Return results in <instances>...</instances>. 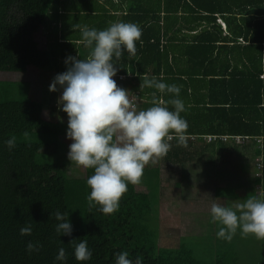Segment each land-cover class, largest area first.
I'll return each instance as SVG.
<instances>
[{
    "label": "trees",
    "instance_id": "16d2710c",
    "mask_svg": "<svg viewBox=\"0 0 264 264\" xmlns=\"http://www.w3.org/2000/svg\"><path fill=\"white\" fill-rule=\"evenodd\" d=\"M127 1L130 11L117 19L107 8L115 7L112 0H0V72H64L66 57L87 56L74 25L97 23L100 27L93 28L103 30L118 20L134 22L142 36L135 55L124 52L114 60L116 78L135 83L129 88L135 89L140 110L173 98L140 86L146 76L180 86L186 109L181 117L188 124L187 146L174 137L160 162L180 168L204 154L251 147L255 138H263L256 154L264 160V0ZM97 7L95 15L84 13ZM30 88L0 82V264H54L59 247L66 250L67 264H78L69 243L82 238L93 253L85 264H114L121 251L133 260L142 256L143 264H225L230 252L216 236L218 226L209 237L212 262L197 258L183 239L176 247H160L159 198L153 195L159 172L150 163L143 185H128L118 211L104 215L90 208L86 180L92 170L68 178L66 164L60 163L67 123L45 120L44 103ZM11 135L17 143L9 151L4 141ZM57 209L69 213L70 237L55 234L50 213ZM32 221V235L21 237L20 227ZM29 240L42 245L39 252L25 251ZM259 264H264V243Z\"/></svg>",
    "mask_w": 264,
    "mask_h": 264
},
{
    "label": "clouds",
    "instance_id": "9594fccd",
    "mask_svg": "<svg viewBox=\"0 0 264 264\" xmlns=\"http://www.w3.org/2000/svg\"><path fill=\"white\" fill-rule=\"evenodd\" d=\"M80 31V43L89 53L86 58L66 57V71L57 74L49 85V92L61 95L58 109L67 116L65 137L72 141L67 152L70 164L91 169L86 180L89 189L87 202L104 215L118 211L120 200L128 185L140 182L144 168L149 163L167 154L174 137L179 146H187L185 133L187 121L181 117L185 104L179 98L181 87L166 84L156 77L144 78L142 87L155 89L161 94L171 95L167 102L154 100L153 106L138 109L136 97L117 86L113 79L117 65L124 52L135 55L136 42L140 41L142 29L137 23L117 21L103 29L76 25ZM155 95V93H153ZM168 105L172 106L170 110ZM16 137L11 135L4 146L16 147ZM212 199V198H211ZM215 201L216 199H212ZM54 218L55 234L70 237L72 225L69 213L57 209L50 213ZM210 222L219 224L217 238L231 241L237 230L242 235H253L264 239V198H247L231 206L213 202L210 206ZM34 222L20 227L21 237L31 236ZM70 241L73 257L78 264L92 259V250L85 238ZM42 245L29 240L25 251L39 252ZM128 251L114 254V264H143V257L129 258ZM67 253L59 247L54 264H67Z\"/></svg>",
    "mask_w": 264,
    "mask_h": 264
},
{
    "label": "crops",
    "instance_id": "0c3cea01",
    "mask_svg": "<svg viewBox=\"0 0 264 264\" xmlns=\"http://www.w3.org/2000/svg\"><path fill=\"white\" fill-rule=\"evenodd\" d=\"M120 1L112 0L115 7H107L109 13H112L117 19L130 11L129 2L127 0L126 2H123V0L122 2ZM137 9L139 10L141 8L139 7ZM92 12L99 13L98 7L94 10H90V12L84 13ZM92 14L95 15V13ZM76 25L84 26L86 24L84 22H79ZM76 25H74L73 28H75ZM93 25L98 28L100 27L97 23H91L92 28ZM221 25L224 28V24L221 23ZM49 26L52 27V23L49 22L48 27ZM91 26L88 27L90 28ZM82 53L88 55L89 49H85L84 47ZM60 73L62 72H58L57 74ZM119 77H122L123 80L116 78V76L113 77L117 86L122 88L121 84H125L126 88L130 91L131 88L129 87L133 84L131 78H126L125 76ZM253 141L255 144L251 147L243 146L238 149L234 146L233 148L235 150H230L229 152H225L226 150H224L217 155L204 154L205 156H203L201 160L198 159L188 163L191 164L188 168L191 172H189L190 174L188 178L191 183H189L191 190L189 194L184 197L187 198V202H185V209L188 214V222L202 223V230L206 229L208 226L210 234L214 236L213 232L215 234L216 227H220V225L210 222V206L213 202L221 204L222 206H231L239 200L252 197L262 198L264 193V160L262 159V155H257L256 152L261 151L263 138H255ZM211 156H213V161L211 160ZM170 168L173 170L174 166H170ZM158 172V175L162 173L159 166ZM192 175L194 176L192 177ZM196 175H198V179L196 178ZM177 185L178 183L172 186L173 189L176 188ZM199 190L202 192H198ZM211 198L216 200L213 201ZM179 202L180 207H182V205H184L183 200ZM156 207L157 221L160 224V228L158 230L160 235L159 244L160 247H163L162 242L165 237L161 235V232H163L162 229H164V226H166L165 228L171 229L170 231L181 229V227L174 222L177 217L181 215V209L176 208L175 198L170 200H162V198L160 200L158 199ZM184 228H186V226H184ZM238 231L239 229L231 241L224 240L223 243V245L226 246V250H229L231 255L236 253L235 249L245 248L246 244L249 243L248 240L255 237L251 234L238 236ZM172 235L173 234H170L167 239L165 238L164 244H167L169 243V240L172 241L174 239L172 238ZM236 237L239 238L236 239ZM182 239H184L183 236L178 238L177 246L180 244V240ZM239 240H244L246 243L238 244ZM259 241L260 243H264V239H259Z\"/></svg>",
    "mask_w": 264,
    "mask_h": 264
},
{
    "label": "rangeland",
    "instance_id": "374dc122",
    "mask_svg": "<svg viewBox=\"0 0 264 264\" xmlns=\"http://www.w3.org/2000/svg\"><path fill=\"white\" fill-rule=\"evenodd\" d=\"M44 44H42L43 47ZM57 74L55 73H49L45 71L40 72H28V73H6V72H0V82H7L11 84H26L29 83L31 86V90L34 93L35 100H39L44 103L43 109H42V117L45 120H60L62 124L67 123V116L65 113L61 112L58 109L57 106V100L59 96L61 95V90L58 88L56 92H49V85L52 82L53 78ZM123 80V79H122ZM118 82V81H117ZM135 85V83H133ZM127 89V88H126ZM128 90V89H127ZM131 94L136 97V91L135 89L130 90ZM138 98L136 97L135 103L139 109L140 105L138 104ZM140 103V101H139ZM62 142L64 144V150L61 152V160L60 163L66 164L67 169V176L68 178L74 179V178H81L85 174V169L81 167H77L75 164H70V161L67 159V152L69 149V145L72 143V141L68 139H64L62 137ZM59 160V157H58ZM160 157L156 159L155 163H150L149 166L156 167L158 169V166L160 167L162 173H160L158 179L159 183L157 186L154 187L153 195L158 196L159 200L162 198V200H170L174 199L176 200V208L181 209V215L177 217V219L174 221L177 223L179 227H181L180 230L175 229L170 231L171 229L165 228L162 229L163 232H161V235L164 236L166 239L170 234L172 235V238H174L172 241L169 240V243L164 244L165 238L163 239L162 246L164 247H176L178 238L183 236V240L181 241V244H184L187 248H192L195 252L197 258L202 259L206 262H212L214 259V256L212 254V251L209 250V246L212 247L211 241L209 240L210 232L208 229V226L206 229L202 230V223L199 222H188L186 213L187 210L185 209V202H187V198H184L185 195H188L191 188H190V181H189V174L191 173L189 171V166L191 164L184 165L180 169L174 167L172 170L169 165H166L164 162H160ZM166 166H165V165ZM190 172V173H189ZM194 175H192L193 177ZM196 178L198 179V175H196ZM180 180V181H179ZM142 179H140V182L138 184H142ZM176 183H178L177 187L173 189L172 186H174ZM191 184V183H190ZM159 191V194H158ZM198 192H202L199 190ZM184 205L180 207V202L182 201ZM180 213V212H179ZM154 221L155 220V214H154ZM159 224V223H158ZM169 224V223H167ZM184 224V225H183ZM157 228V225H154V228ZM186 226V228H184ZM157 230V229H156ZM238 236L242 235L240 231H238ZM239 237H236L238 239ZM172 242V243H171ZM249 243L246 244L245 248L243 249H235V254H227V258L225 260V264H259L260 263V241L259 239L252 237L248 240ZM246 243L244 240H239L238 244H244ZM213 248V247H212ZM223 252V251H222ZM225 252V251H224ZM233 259V260H232Z\"/></svg>",
    "mask_w": 264,
    "mask_h": 264
},
{
    "label": "built area",
    "instance_id": "2783aa9c",
    "mask_svg": "<svg viewBox=\"0 0 264 264\" xmlns=\"http://www.w3.org/2000/svg\"><path fill=\"white\" fill-rule=\"evenodd\" d=\"M118 79H122V77H118ZM226 139V137H224V140ZM208 141H210L211 139L210 138H208L207 139ZM236 140L238 141L239 140V138H236ZM169 142V141H168Z\"/></svg>",
    "mask_w": 264,
    "mask_h": 264
}]
</instances>
